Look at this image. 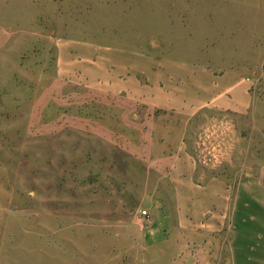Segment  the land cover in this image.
Masks as SVG:
<instances>
[{"label":"rangeland","instance_id":"1","mask_svg":"<svg viewBox=\"0 0 264 264\" xmlns=\"http://www.w3.org/2000/svg\"><path fill=\"white\" fill-rule=\"evenodd\" d=\"M0 27V264H230L227 240L217 258L198 253L211 254L208 242L149 241L150 175L80 66L105 51L245 74L253 105L232 118L240 144L219 170L260 166L264 0H0ZM69 59L80 62L71 78L60 71Z\"/></svg>","mask_w":264,"mask_h":264},{"label":"crops","instance_id":"2","mask_svg":"<svg viewBox=\"0 0 264 264\" xmlns=\"http://www.w3.org/2000/svg\"><path fill=\"white\" fill-rule=\"evenodd\" d=\"M8 41L0 27V49ZM71 48L64 51L68 58L80 55ZM100 54L97 59L87 55L82 66L64 61L60 71L71 78L79 65L89 79L93 72L103 111L111 107L117 112L114 121L129 129L126 142L120 138L119 143L130 147L150 175L142 200L151 215L149 241L208 242L211 254L194 247L217 258L227 240L230 264H264V164L219 170L233 164L240 144L232 118L248 115L253 105L249 78L167 58ZM191 138L197 146L201 140L221 145L212 164L198 163ZM124 197L130 202L133 196L126 192Z\"/></svg>","mask_w":264,"mask_h":264},{"label":"built area","instance_id":"3","mask_svg":"<svg viewBox=\"0 0 264 264\" xmlns=\"http://www.w3.org/2000/svg\"><path fill=\"white\" fill-rule=\"evenodd\" d=\"M200 148H201V154H202V159L204 164H211L213 163V159L216 156V152L220 149V144H213V145H207L205 144V141L201 140L200 143ZM141 216L143 218H146L148 216V212L144 210L141 212Z\"/></svg>","mask_w":264,"mask_h":264}]
</instances>
